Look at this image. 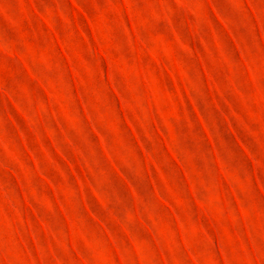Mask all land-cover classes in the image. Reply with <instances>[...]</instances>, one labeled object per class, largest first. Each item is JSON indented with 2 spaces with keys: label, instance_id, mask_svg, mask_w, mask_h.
Listing matches in <instances>:
<instances>
[{
  "label": "rangeland",
  "instance_id": "374dc122",
  "mask_svg": "<svg viewBox=\"0 0 264 264\" xmlns=\"http://www.w3.org/2000/svg\"><path fill=\"white\" fill-rule=\"evenodd\" d=\"M0 264H264V0H0Z\"/></svg>",
  "mask_w": 264,
  "mask_h": 264
}]
</instances>
